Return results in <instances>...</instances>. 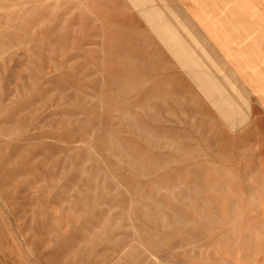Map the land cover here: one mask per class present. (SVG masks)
<instances>
[{
  "label": "rangeland",
  "instance_id": "374dc122",
  "mask_svg": "<svg viewBox=\"0 0 264 264\" xmlns=\"http://www.w3.org/2000/svg\"><path fill=\"white\" fill-rule=\"evenodd\" d=\"M171 3L0 0V264H264V137Z\"/></svg>",
  "mask_w": 264,
  "mask_h": 264
},
{
  "label": "crops",
  "instance_id": "0c3cea01",
  "mask_svg": "<svg viewBox=\"0 0 264 264\" xmlns=\"http://www.w3.org/2000/svg\"><path fill=\"white\" fill-rule=\"evenodd\" d=\"M163 13L172 24L164 26L155 44L186 47L181 52L191 47L194 56L203 53L211 61L222 60L225 76L235 79L236 89L228 80L219 98L211 91L213 105L208 108L242 110L243 116L236 113L234 122L225 124L252 127L255 135L264 137V0H172L171 10ZM204 102L209 103L206 98Z\"/></svg>",
  "mask_w": 264,
  "mask_h": 264
}]
</instances>
